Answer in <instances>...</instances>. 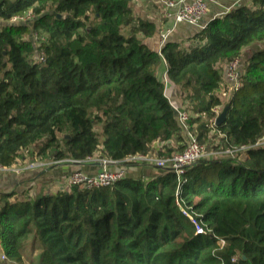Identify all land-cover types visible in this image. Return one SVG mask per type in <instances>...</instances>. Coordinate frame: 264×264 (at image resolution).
I'll list each match as a JSON object with an SVG mask.
<instances>
[{
    "label": "trees",
    "instance_id": "trees-1",
    "mask_svg": "<svg viewBox=\"0 0 264 264\" xmlns=\"http://www.w3.org/2000/svg\"><path fill=\"white\" fill-rule=\"evenodd\" d=\"M27 12L33 18L10 21ZM156 32L131 0H0V166L123 161L157 144L156 155L170 157L187 131L201 144L219 135L217 149L248 147L242 161L202 158L179 176L159 169L107 187L0 192L9 264H264V0L239 3L190 37L173 33L159 51L147 42ZM235 58L241 85L216 125ZM168 86L187 103V129Z\"/></svg>",
    "mask_w": 264,
    "mask_h": 264
},
{
    "label": "built area",
    "instance_id": "built-area-1",
    "mask_svg": "<svg viewBox=\"0 0 264 264\" xmlns=\"http://www.w3.org/2000/svg\"><path fill=\"white\" fill-rule=\"evenodd\" d=\"M223 0H191L185 2L184 0H168L161 4L160 16L163 21L161 27L159 28L157 35L158 48L165 44V42L171 37L175 32L178 25L186 24L192 26H198L200 29L204 28L206 25L205 17L208 14L210 4L221 5ZM230 9L219 12L215 15L221 16L228 12ZM33 18L31 12H27L23 16H13L11 17V22H23L28 19ZM240 58H235L234 60L228 62L224 67V82L225 88L222 90V96H226L228 91L236 90L240 85ZM163 82L167 86L166 74L163 73ZM174 109L177 111L179 123L187 129V119L188 112L184 108H179L173 105ZM217 112V108L213 109ZM247 146H238L230 149H226V153L233 155L234 153L240 151L246 153ZM206 147L204 144L199 143L197 137L187 131L185 147L182 151L174 153L170 157H158L157 155L148 152L146 154H133L129 155L123 161H114L111 159H103V167L96 173H86L82 170L76 169L71 171L66 175L62 182V189L66 190L70 186L79 185L86 189L107 187L114 184L116 181L125 177L127 171L131 166L137 164H148L152 165L157 169H168L176 173L177 176L183 173V170L197 162L199 159L205 158ZM43 162L32 161L26 164L27 169L42 166ZM11 168V167H8ZM6 167L0 166V170L8 169ZM183 213L190 216L185 210ZM192 221L196 224L197 233H202L203 229L197 225L196 221L190 216ZM218 243L222 246L224 244L223 240H218ZM4 257V256H3Z\"/></svg>",
    "mask_w": 264,
    "mask_h": 264
},
{
    "label": "crops",
    "instance_id": "crops-1",
    "mask_svg": "<svg viewBox=\"0 0 264 264\" xmlns=\"http://www.w3.org/2000/svg\"><path fill=\"white\" fill-rule=\"evenodd\" d=\"M168 0H131L132 9L135 15L142 18L154 21L157 25V32L154 37L147 40L148 45L151 48L157 50V35L159 28L163 21L160 16L161 4ZM178 1V0H175ZM189 2L191 0H184ZM242 2H249V0H223L221 5L210 4L208 14L204 21H208L215 17L219 12L232 9L236 5ZM200 28L198 26L180 24L175 30L174 34L177 38H185L192 36ZM166 71L165 65H162L158 71V74L163 76ZM167 94L170 99H177V90L173 86H168ZM179 100V99H178ZM161 148V144L156 145V150ZM156 155V152H151ZM101 158L98 154L94 155L83 162H63L50 166L49 163L43 162L42 166L27 169L25 161H19L11 168L0 170V192L15 191L18 194L28 191V196L33 197L36 194L42 192H57L62 189V182L66 175L71 171L80 169L86 173H96L103 167ZM160 173L159 169H156L152 165L137 164L131 166L128 169L126 177L148 179L154 175Z\"/></svg>",
    "mask_w": 264,
    "mask_h": 264
},
{
    "label": "rangeland",
    "instance_id": "rangeland-1",
    "mask_svg": "<svg viewBox=\"0 0 264 264\" xmlns=\"http://www.w3.org/2000/svg\"><path fill=\"white\" fill-rule=\"evenodd\" d=\"M248 50H250V49L246 48V50H244V53L249 52ZM223 75H224V71H223ZM160 78L162 79V77H160ZM230 93H231V91H228L226 96H222V90H221L220 94H221V99H222L223 105L217 107V112H216L217 115H219V113L221 112L222 108L224 107V103H226L228 101ZM176 98L177 99H171L173 104L176 105L179 108H184L188 112V110L186 108V104L187 103L186 102L181 103L180 100H178L179 99L178 95H176ZM209 137H210L211 142L204 144L205 147H206L205 158H207V159H223L224 157H226V155L228 154V153H226V150H223V149H220V148L217 149L216 147H214L216 145H220V143H219L220 136L214 134L211 131L209 133ZM258 144L264 145V134L259 139ZM231 157H232V159H235L236 161H242L246 157V153L238 151V152L234 153ZM0 264H9L8 259L4 258L2 253H0Z\"/></svg>",
    "mask_w": 264,
    "mask_h": 264
},
{
    "label": "water",
    "instance_id": "water-1",
    "mask_svg": "<svg viewBox=\"0 0 264 264\" xmlns=\"http://www.w3.org/2000/svg\"><path fill=\"white\" fill-rule=\"evenodd\" d=\"M227 108H228V104L224 105L219 115H217V117L215 118L216 125L221 124L225 120Z\"/></svg>",
    "mask_w": 264,
    "mask_h": 264
}]
</instances>
